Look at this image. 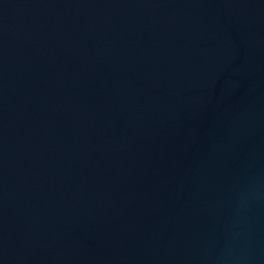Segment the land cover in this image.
I'll list each match as a JSON object with an SVG mask.
<instances>
[{"label": "water", "instance_id": "1", "mask_svg": "<svg viewBox=\"0 0 264 264\" xmlns=\"http://www.w3.org/2000/svg\"><path fill=\"white\" fill-rule=\"evenodd\" d=\"M0 264H264V0H0Z\"/></svg>", "mask_w": 264, "mask_h": 264}]
</instances>
